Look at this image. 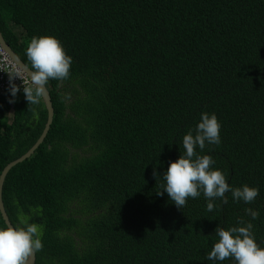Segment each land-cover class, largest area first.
Masks as SVG:
<instances>
[{
  "label": "trees",
  "instance_id": "16d2710c",
  "mask_svg": "<svg viewBox=\"0 0 264 264\" xmlns=\"http://www.w3.org/2000/svg\"><path fill=\"white\" fill-rule=\"evenodd\" d=\"M0 32L30 69L34 36L72 57L46 86L44 142L3 184L12 226H43L34 264H236L206 257L240 219L264 248V0H0ZM18 97L0 98V174L47 120L42 100ZM204 112L221 143L197 151L231 187L258 188L254 202L228 192L209 212L203 193L182 209L157 195Z\"/></svg>",
  "mask_w": 264,
  "mask_h": 264
},
{
  "label": "clouds",
  "instance_id": "9594fccd",
  "mask_svg": "<svg viewBox=\"0 0 264 264\" xmlns=\"http://www.w3.org/2000/svg\"><path fill=\"white\" fill-rule=\"evenodd\" d=\"M26 57L31 64L29 70L31 87L23 83V92L28 104L40 102L49 80L62 82L70 77L72 57L65 53L60 41L55 37H32L26 48ZM8 74V91L15 98L20 88L14 80L20 76L15 73ZM13 102L14 99L9 100V103ZM220 128L221 125L214 113H201L198 124L183 137V154L178 160L170 162L167 171L164 172L162 177L164 184L157 195L162 196L167 192L175 206L182 209L188 198L196 199L203 193L208 201L209 212L218 207L213 203L214 200L221 199L225 204L228 202L225 195L228 192L235 202L243 201L246 204L254 202L259 195L258 188L247 184L242 187H231L220 170L211 168L215 160L209 155L201 156L197 151V149L202 151L206 143L219 145ZM153 176L156 179L160 177L155 168ZM245 213L253 220L259 217V212L251 208H246ZM238 224L242 226L227 230L218 226L215 229L219 239L206 258L220 262L232 258L236 264H264V248L255 242L253 224L243 219H240ZM42 229V225L34 223H26L24 227L0 228V264H31L35 253L43 250Z\"/></svg>",
  "mask_w": 264,
  "mask_h": 264
},
{
  "label": "water",
  "instance_id": "95a60500",
  "mask_svg": "<svg viewBox=\"0 0 264 264\" xmlns=\"http://www.w3.org/2000/svg\"><path fill=\"white\" fill-rule=\"evenodd\" d=\"M0 47L6 53V55L9 57V59L18 68H20L30 79V76H29L30 68L27 65H25L21 61V59L15 54V52L11 49V47L5 41L1 32H0ZM41 100L43 101V104H44L46 112H47V120H46L44 129H43L39 139L35 142V144L23 156H21L20 158L14 160L13 162H11L7 166H5L4 169L2 170L1 174H0V215H1V218L3 220L5 227L12 226V224H11V222H10L6 212H5L4 203H3V199H2V190H3V184L5 181V178L12 168L17 166L18 164H21L22 162H24L25 160H27L28 158H30L34 154V152L44 142V140L48 134V131L50 130L51 124L53 122L54 110H53V106H52V102H51V96H50V93H49L47 87L45 88V93H44V96L41 98ZM34 263H35V255L31 260V264H34Z\"/></svg>",
  "mask_w": 264,
  "mask_h": 264
},
{
  "label": "built area",
  "instance_id": "2783aa9c",
  "mask_svg": "<svg viewBox=\"0 0 264 264\" xmlns=\"http://www.w3.org/2000/svg\"><path fill=\"white\" fill-rule=\"evenodd\" d=\"M15 73L20 76L14 80V83L20 88V91L17 95H24L23 92V83L29 87H31V82L29 77L18 68L6 55V53L0 47V98L11 99V93L8 91L9 89V74ZM16 95V96H17ZM10 109H13L12 103L6 104Z\"/></svg>",
  "mask_w": 264,
  "mask_h": 264
},
{
  "label": "rangeland",
  "instance_id": "374dc122",
  "mask_svg": "<svg viewBox=\"0 0 264 264\" xmlns=\"http://www.w3.org/2000/svg\"><path fill=\"white\" fill-rule=\"evenodd\" d=\"M18 96H20V95H17V96H16L15 98H13V99H16V100L19 99L20 97H18Z\"/></svg>",
  "mask_w": 264,
  "mask_h": 264
}]
</instances>
